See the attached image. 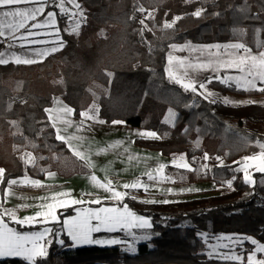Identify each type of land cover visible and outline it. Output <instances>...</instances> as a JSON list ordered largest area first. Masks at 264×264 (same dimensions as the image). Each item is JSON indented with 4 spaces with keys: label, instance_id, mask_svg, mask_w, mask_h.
Returning <instances> with one entry per match:
<instances>
[{
    "label": "trees",
    "instance_id": "1",
    "mask_svg": "<svg viewBox=\"0 0 264 264\" xmlns=\"http://www.w3.org/2000/svg\"><path fill=\"white\" fill-rule=\"evenodd\" d=\"M78 2L85 21L76 32L70 30L68 17L59 14L62 49L41 62L0 65V166L5 170L1 194L8 180L18 175L43 177L56 170L70 176L90 170L55 139L44 111L54 96L71 105L76 118L97 101L99 117L106 124L120 120L126 126L156 131L161 139H137L136 143L166 155L182 154L198 170L170 165L166 175L181 184L213 181L221 193L167 204L126 197L123 203L152 221L151 239L140 243L136 253L121 245L74 247L61 225L83 205L59 209L60 223L21 226L8 218L5 222L22 233L45 226L58 232L46 245L47 257L37 264H240L209 258L206 243L197 233L242 234L264 243V174L254 172L256 184L250 186L243 182V173L235 171L243 157L261 150L257 141L264 144V106L210 103L170 83L165 68L172 44L241 42L252 51L264 50V0ZM139 7L145 11H137ZM198 8L205 9L200 17L192 15ZM149 13L153 18L146 19ZM177 16L181 19L173 28L163 27ZM142 19L151 29L143 32V39ZM214 87L223 93H246L220 83ZM169 109L176 113L174 126L165 123ZM21 150L33 153V164L20 159ZM205 152L211 159L203 160ZM217 156L224 166H217ZM203 164L211 170L200 171ZM233 176L236 179L228 189L226 182ZM112 234L125 237L124 231ZM245 246L246 257L254 245L245 242ZM0 264L27 262L4 257Z\"/></svg>",
    "mask_w": 264,
    "mask_h": 264
},
{
    "label": "snow or ice",
    "instance_id": "2",
    "mask_svg": "<svg viewBox=\"0 0 264 264\" xmlns=\"http://www.w3.org/2000/svg\"><path fill=\"white\" fill-rule=\"evenodd\" d=\"M48 3V0H0V8L6 10L0 11V38L10 37L12 41L21 40L24 43L18 45L20 48H26L30 45H35L38 43H49L52 46L44 48L43 50H31L32 55L43 58L52 53H55L59 48L63 47V42L56 41H40L35 39L36 36L40 35L36 29L41 28H52L55 31L46 33V35H56L58 37L59 29L56 27L57 21L56 16L57 12L55 11H45V6ZM52 4L59 9L60 15H67L70 19L77 15L82 17V9L80 8L79 3L76 0H52ZM69 4L74 9H78L79 12L71 11L65 5ZM21 5H32L31 7H20ZM139 12H144L143 7L137 9ZM205 9L198 8L192 15L200 17L204 13ZM218 15V13H217ZM44 17L43 21L38 20V17ZM153 18V13H149L146 19ZM181 19L177 16L173 18L171 22L165 21L163 27L166 29L173 28L176 21ZM5 20L10 22L4 23ZM31 22V23H29ZM140 24L143 26L140 30L141 37L143 39L144 31H151L145 24V21L140 20ZM79 28V24H75L72 31L76 32ZM5 29L8 30L7 34ZM24 30L25 35L17 37L15 33L20 30ZM14 45L9 42L8 47L11 48ZM171 49L176 51H184L186 48L191 47L190 45L178 46L172 44L169 46ZM207 48L208 58L206 61H200L197 64H187L186 58L173 56L171 53L168 55V66L165 68V72L168 75L170 83L178 84L185 92H191L194 96H201L204 100L210 103H216V94L207 90V84H210L213 79L218 80L220 83L227 86L235 85L237 88H241L245 91H260L264 92V51H260L258 54H254L252 50L246 47L242 43L234 44H225V45H212V46H202L200 48H192L193 52L199 51L203 52ZM215 49V52L212 49ZM223 49V51H221ZM11 60L17 64H33L41 62V60L30 58L28 55H17L12 54ZM9 63V59L5 58V53L0 52V65ZM192 68L201 71L211 70L213 73H218L220 69L225 70L223 77L220 75H215L214 77H209L207 82H197L189 79L185 82V79L188 76L187 69ZM176 69H184V75H178ZM230 70H234L237 74H229ZM111 75V73H108ZM224 103H230L231 101L228 98H224ZM59 107L55 109L46 108L44 111L49 113L48 120L51 122L50 127L55 130L54 135L55 139L61 144L65 145L68 149L72 150L73 155L80 161L84 162L85 166L91 168L94 167L88 154L85 151H81L77 143L82 142L85 138L83 136L77 135L89 130L94 123H105V121L98 119L99 109L95 104H93L89 109L80 113L81 120L78 124L71 120V115L73 114V109L65 106L62 102H58ZM251 103V102H250ZM194 105H187V107H192ZM176 120V113L169 109V115L165 118V123L172 124L174 126ZM15 124L16 122H11ZM124 121L114 120L112 124L119 125L124 124ZM62 126V127H61ZM75 128V132L72 135H67L68 128ZM42 131V130H41ZM185 132L188 131L186 128ZM197 131H199L197 129ZM135 135L142 137L144 139H161V137L155 131H138ZM123 142H116L115 144H110L105 150H112L118 148L122 145ZM259 144L261 151L254 155H249L243 157L240 162V167L235 169L237 172L243 173V182L255 186L256 180L254 179L253 172L264 174V144ZM199 147V144L196 145ZM127 151V150H125ZM28 155V160L26 163H32L33 158L31 154ZM135 157L131 154L128 155V159L132 160ZM211 159L208 153L203 154V160L207 161ZM219 161L218 167H222L223 160L221 157H215ZM193 162L197 160L195 156L192 157ZM171 166L176 169H185L188 171H198L191 167V164L185 159L183 155L176 157L173 156L171 160ZM168 165L160 163L155 169L149 170L145 173L148 181H154L153 185L143 182L139 178L131 183H124L122 188L125 190H139L143 189L145 192L149 191L150 187H155L156 184H160L166 181H172L170 175L165 174V168ZM200 171H210L208 164H203L200 166ZM45 171V170H41ZM4 169H0V182L4 179ZM49 176L55 175L54 173L48 172ZM183 179V176L180 177ZM29 179V178H26ZM236 179L235 176L231 180H228L227 186L231 187L233 180ZM90 180L95 184L99 189H103L108 195L103 199L97 197L91 200L81 199H63V197L68 196L67 193H57L52 196L41 197L43 203L38 205L41 209L37 211L35 215L24 216L22 219L18 218L15 215L14 210L3 208V205L0 204V208H3L0 211V258L4 257H20L27 264H37L38 260H42L47 257L48 251L46 245L52 243L50 237L57 236L58 232L54 231L53 228L43 227L40 231L32 232H19L15 228H11L5 222V217H8L17 224L24 225H33V224H42L47 225L49 222L60 223V218L56 214L57 208H63L67 211L73 205H84L87 203L100 205L96 208H84L77 207L75 209L76 215L66 217L61 225V230H66L67 235L73 241V246L79 244H120L126 243L120 239H93V233H99L101 231L106 232H117L124 231L132 238L133 241L139 240H149L151 236L146 232L143 235L137 236L136 231L134 230H147L152 228V223L149 218L138 215L133 212L126 203H123L126 197L130 195L128 191L117 190V187L113 184L111 180L102 182L97 179L95 174L90 176ZM174 182V181H173ZM9 188L12 185L20 183L18 180H9ZM30 183L35 187H44L38 180H30ZM264 183V181H262ZM186 191H192V189H184ZM168 193L173 192V189H166ZM14 193L6 192V195H12ZM135 199V196L131 197ZM111 202L110 206H107V202ZM144 203H170L167 199L162 201L155 200H145ZM28 205H25L27 207ZM201 237H206V233H197ZM217 240H226L228 243L222 245H211V251L207 253L209 258H218L227 261H237L240 264H244L245 260L247 264H264V259H257V253H264V243H260L256 239L249 236L241 235H226L219 236ZM245 241H250L252 245L255 246L254 250L250 251L245 257L242 254H236L234 249L235 247L242 246ZM59 243L63 245L64 240H59ZM223 247L228 248L231 251L229 253H219L217 248ZM128 250L134 251V247L129 244Z\"/></svg>",
    "mask_w": 264,
    "mask_h": 264
},
{
    "label": "crops",
    "instance_id": "3",
    "mask_svg": "<svg viewBox=\"0 0 264 264\" xmlns=\"http://www.w3.org/2000/svg\"><path fill=\"white\" fill-rule=\"evenodd\" d=\"M76 2L79 3L78 0H76ZM31 6L32 5H21L20 7H31ZM52 6H53L52 0H48V3L45 6V11L47 12L51 10V11L57 12L56 27L59 29L58 37L56 35H46V33L54 32L55 31L54 29L41 28V29L34 30L40 33V35L36 36L35 39L40 40V41L59 40L63 42V46H64V41H63V37L61 34L60 25H59V9H55V7H52ZM65 6L71 9V11L79 12L78 9L72 8V6L69 4H66ZM4 10L6 9L0 8V11H4ZM38 20L43 21L44 17L43 16L38 17ZM68 20H69V28L71 31L73 27L75 26V24H79V27H80L85 21V15H84L83 10H82V17L80 15H77L75 17H72L71 19L68 17ZM8 22L10 21L9 20L4 21V23H8ZM5 32L7 34L8 30L5 29ZM15 35L19 37L21 35H25V32L22 29L19 32L15 33ZM9 42H11L14 46L9 48L8 47ZM22 43H24V41H21V40L12 41L11 38L7 36L5 38H0V52L5 53V58L9 59V63L14 62L13 60H11V56L13 53L17 55H21V56L28 55L30 58H34V59H38L42 61L47 56L41 59L39 57L32 55L31 50H43L44 48L52 46L49 43H38L35 45L27 46L26 48H20L18 45ZM62 48H59V50ZM58 102H62L63 105L74 110V108L71 105H69L66 101H64L59 96H54L52 105L48 106L47 108L55 109L59 107L60 105ZM48 115L49 113H47V116ZM98 119L102 120L99 117V113H98ZM71 120L74 121L76 124H78L79 121L81 120V117L76 118L75 113L73 111V114L71 115ZM138 131H153V130L126 126L124 124L114 125V124H106V123H94L89 130L81 132V133H77V135L83 136L85 138L82 142H74L78 144L81 151H85L88 154V157L90 158L94 167L89 168L90 169L89 171L76 172L70 176L63 175L60 172L53 170V171H48V172L54 173L55 175L53 176H49L47 174L48 172H46L43 177H34L28 174L11 177L9 180L15 179V180L20 181V183L16 185H12L10 188L7 183L3 194H1V185L3 181L0 182V204L3 205V208L14 210L15 215L18 218L22 219L24 216L35 215L37 211L41 210L38 207V205L43 203V201L39 198L45 197V196H52L57 193L69 194L68 196L63 197V199H67L69 201L73 198L74 199L83 198L85 200H91V199H95L99 197L103 199L108 194L105 193L103 189L97 188L95 184L90 180V176L92 174H95L97 179L102 182L111 180L113 184L117 187V190L128 191L130 193L128 197L135 196V199H138L141 201H145V200L162 201V200L167 199L172 202H179V201H184V200L198 198V197L217 195L221 193L220 187H218L213 181H197L193 183L181 184V183H175L172 180V181H166L160 184H156L155 187H150L149 191L147 192H145L143 189H139V190L123 189L122 185L124 183L134 182L138 178L142 180L143 182L148 183L150 186L153 185L155 182L148 181L145 173L149 170L155 169L160 163H164L170 166L171 165L170 162L173 156L179 157L182 155V154L166 155L159 149L149 148V147L137 144L136 143L137 139H144L142 137L135 135V133ZM74 132H75L74 127L68 128L66 134L72 135ZM116 142H123V143L118 148H114L112 150L101 151L102 149H107L108 145L115 144ZM16 146L17 145H15V151H19L18 146L17 147ZM17 154L20 157V159H22L25 163H26V159L28 160L27 154H31V157L33 158V162L31 164H33L35 161V157L33 153L31 152L22 151V152H18ZM129 154L133 155L135 158L132 160H129L128 159ZM26 164H29V163H26ZM166 168H165V174H166ZM0 169H4V168L0 166ZM26 178H29V179H26ZM30 180H38L41 182L42 185H44V187H35L30 183ZM168 188L173 189V192L168 193L166 191V189ZM189 188L192 189V191L184 190V189H189ZM6 192H10L14 194L6 195ZM25 205H28V206L25 207ZM99 206L100 205L91 204V203H87L83 205L84 208H88V207L96 208ZM107 206H110V203H107ZM3 208H0V211H2ZM59 209H62V208L56 209L57 216H59L58 214ZM75 215H76V212L69 216H75ZM138 215H142V214H138ZM142 216H145V215H142ZM7 218L8 217H5V220ZM49 223H52V222H49ZM150 229L134 230V231H136L137 236H140V235H143L145 232H148ZM112 233H115V232L109 233L106 231H101L99 233H93L92 238L93 239H113L115 238V239H120L122 241H125L126 243L79 244V245H75L74 247L94 246V245H98V246L121 245L124 249L128 250V246L129 244H131L135 249L134 251H131V252L132 253L138 252V248L140 245L139 242H141V240L137 239L133 241L132 238L127 234V232H125L124 238L119 235L112 234ZM243 255L245 256V254ZM256 256H257V259H261L264 256V253H257Z\"/></svg>",
    "mask_w": 264,
    "mask_h": 264
},
{
    "label": "rangeland",
    "instance_id": "4",
    "mask_svg": "<svg viewBox=\"0 0 264 264\" xmlns=\"http://www.w3.org/2000/svg\"><path fill=\"white\" fill-rule=\"evenodd\" d=\"M234 43H241V42H221V43H213V44H199V43H194V42H190L189 41V42H185V43H182V44H175V45H178V46L190 45L191 47L186 48L182 52L171 49L169 54L171 53L173 56H179V57L186 58V63L187 64H197L200 61H206L207 60V58H208V50H207V48H205V50L203 52H199V51L193 52L191 50L192 48H200L202 46H212V45L234 44ZM212 51L215 52V49L213 48ZM221 51H223V49H221ZM262 51H264V50H262ZM252 52L254 54H258L260 51L259 52L252 51ZM167 66H168V63H167ZM176 71H177L178 75L183 76L185 70L184 69H176ZM187 72H188V76L185 79V82H187L189 79H191L193 81H197V82H207V79L209 77H214L217 74L220 75L221 77H223L224 74H225V70L224 69H220L218 73H213L211 70L201 71V70L188 68ZM229 74L236 75L237 73L234 70H230ZM214 83H220V82L218 80L213 79L210 84H207V90L216 94V99H217L216 103H220V104H224V105H228V106H232V107L247 106V105H250V104H257V105H260V106H264V92L255 91V90H253V91H245V90H243L241 88H237L235 85H233V86H229V87H234L236 89L243 90L246 93L245 94L232 93V92L223 93L219 89L214 87ZM220 84H222V83H220ZM223 85H225V84H223ZM224 98H228L231 102L230 103H224L223 102ZM93 104H95L98 109L100 108V106H99L97 101L92 102L90 107ZM260 151L254 153V154H257ZM20 152H22V150ZM254 154H251V155H254ZM247 156H249V155H247ZM242 159L240 160V162L242 161ZM29 164H31V163H29ZM239 167H240V164H239ZM250 171H252L253 174H254V170H250ZM229 188L230 187H228V189ZM146 233L148 235H150V236L152 235V232H150V231H148ZM202 233H206V232H202ZM226 235H233V234H224V235L221 234V235H216L215 236V235H210V234L206 233V237H203V239H204V241L206 243V250H205L206 254L209 251H211V247H210L211 245H222V244L228 243V241H226V240H217L216 239L219 236H226ZM235 235L246 236V235H242V234H235ZM249 237H252V236H249ZM252 238H254V237H252ZM147 241L148 240H141V242H139V243L147 242ZM245 242H250V241H245ZM245 242H244V244L242 246H238L239 248L235 247L234 251H235L236 254H242V255L244 254L245 249H246ZM128 251H130V250H128ZM217 251L219 253H229L231 250L228 249V248L219 247V248H217ZM261 259H264V256ZM244 264H247V262L245 261Z\"/></svg>",
    "mask_w": 264,
    "mask_h": 264
}]
</instances>
